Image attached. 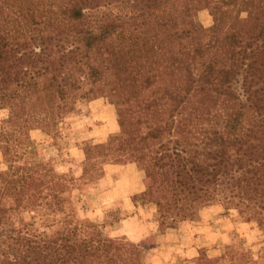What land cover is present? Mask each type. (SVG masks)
<instances>
[{
    "label": "trees",
    "instance_id": "obj_1",
    "mask_svg": "<svg viewBox=\"0 0 264 264\" xmlns=\"http://www.w3.org/2000/svg\"><path fill=\"white\" fill-rule=\"evenodd\" d=\"M28 20L0 0V264H132L128 242L68 209L37 233L26 208L63 212L62 194L104 177L97 159L143 155L140 194L169 228L218 204L264 230V0H37ZM207 10L212 25L193 13ZM247 19H239L240 14ZM105 98L121 134L88 144L80 180L20 163L28 131L54 128L77 105ZM93 179V180H92ZM63 202V203H62ZM31 228V230H30Z\"/></svg>",
    "mask_w": 264,
    "mask_h": 264
},
{
    "label": "rangeland",
    "instance_id": "obj_2",
    "mask_svg": "<svg viewBox=\"0 0 264 264\" xmlns=\"http://www.w3.org/2000/svg\"><path fill=\"white\" fill-rule=\"evenodd\" d=\"M201 11L203 15L195 12L192 18L198 26L209 27L212 18L207 10ZM206 16L210 21L207 26ZM239 19L245 21L247 14H240ZM119 111L105 98L78 104L76 111L54 128L28 131L20 163L41 162L58 175L80 180L82 163L96 157L88 144L105 143L113 134H121L125 143H132L131 129L118 124ZM8 115L7 100L0 96V131ZM112 124L118 125L115 131ZM97 163L104 177L89 185L79 183L73 192L65 190L61 196L62 213L24 210L21 216L32 230L51 234L55 227L47 226L52 224V218L63 219L67 210L74 207L79 218L95 224L104 236L130 243L132 264H264V230L256 222H247L237 210L212 204L202 208L192 220L176 222L169 228L159 218L156 207L140 198L150 184L143 155L128 160L100 158ZM6 168L0 151V171ZM197 246L200 249L196 255L192 248ZM186 250L189 252L183 255L181 251Z\"/></svg>",
    "mask_w": 264,
    "mask_h": 264
},
{
    "label": "crops",
    "instance_id": "obj_3",
    "mask_svg": "<svg viewBox=\"0 0 264 264\" xmlns=\"http://www.w3.org/2000/svg\"><path fill=\"white\" fill-rule=\"evenodd\" d=\"M19 1V4H20V9L22 10V12H25V14H26V16H27V18L30 16H34V17H36V20H39V19H41L40 17H41V13L40 12H38L37 10H35V8H34V6H33V3L35 2V1H37V0H18ZM201 13H202V15H203V11H200L199 12V14L201 15ZM205 19H204V21H205V25L207 26V25H209V23H210V21H209V19L207 18V16L206 17H204ZM112 126V129H113V131H115V129H117L118 128V125L116 124H112L111 125ZM206 215H208V214H206ZM193 249V251L196 253V255H197V252H198V250L200 249V247H195V248H192ZM182 252V254L183 255H185L186 254V252H189V250H186V251H181Z\"/></svg>",
    "mask_w": 264,
    "mask_h": 264
}]
</instances>
